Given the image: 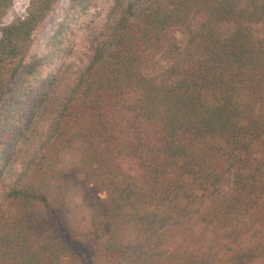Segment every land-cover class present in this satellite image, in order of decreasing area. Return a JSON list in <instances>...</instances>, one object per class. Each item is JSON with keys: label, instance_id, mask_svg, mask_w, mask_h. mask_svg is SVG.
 Returning <instances> with one entry per match:
<instances>
[{"label": "trees", "instance_id": "trees-1", "mask_svg": "<svg viewBox=\"0 0 264 264\" xmlns=\"http://www.w3.org/2000/svg\"><path fill=\"white\" fill-rule=\"evenodd\" d=\"M56 2L33 0L0 30V100L8 81L43 67L24 61ZM262 23L264 0L125 5L38 161L6 194L0 264H264ZM61 144L80 152L66 171L49 164ZM71 189L89 212L87 231L71 223ZM194 218L222 224L204 245L165 242ZM218 232L233 245L218 246Z\"/></svg>", "mask_w": 264, "mask_h": 264}, {"label": "rangeland", "instance_id": "rangeland-1", "mask_svg": "<svg viewBox=\"0 0 264 264\" xmlns=\"http://www.w3.org/2000/svg\"><path fill=\"white\" fill-rule=\"evenodd\" d=\"M131 1L135 0H57L36 27L24 63L42 61L43 67L37 76L28 77L22 83L17 79L8 81L0 100V214L13 212L6 199L9 188L26 178L31 160L38 161L47 132L57 124L69 103L73 84L88 65L96 44ZM32 2L11 0L4 9L0 0V30L24 18ZM254 33L264 36V23L254 26ZM71 145L61 144L59 150L52 151L49 164L62 171L77 166L80 152ZM68 202L73 227L87 231L89 212L83 207L78 191L70 190ZM211 213L208 210L205 214L207 221ZM197 218L167 231L165 242L178 243L181 247L204 245L211 231L222 222L216 220L210 225L198 222ZM241 230H245L243 226ZM218 233L214 237L218 246L233 245L226 238L228 234ZM129 235H135V231Z\"/></svg>", "mask_w": 264, "mask_h": 264}]
</instances>
